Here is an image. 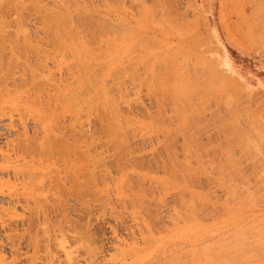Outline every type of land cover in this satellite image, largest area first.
Returning <instances> with one entry per match:
<instances>
[{
    "label": "rangeland",
    "instance_id": "1",
    "mask_svg": "<svg viewBox=\"0 0 264 264\" xmlns=\"http://www.w3.org/2000/svg\"><path fill=\"white\" fill-rule=\"evenodd\" d=\"M0 16V264H264V0Z\"/></svg>",
    "mask_w": 264,
    "mask_h": 264
},
{
    "label": "bare ground",
    "instance_id": "2",
    "mask_svg": "<svg viewBox=\"0 0 264 264\" xmlns=\"http://www.w3.org/2000/svg\"><path fill=\"white\" fill-rule=\"evenodd\" d=\"M53 2H54V1H53ZM58 2H59V1H58ZM86 2H87V1H86ZM261 2H262V1H261ZM18 3H19V2H18ZM54 4H55V3H54ZM57 4H58V3H57ZM59 4H60V3H59ZM65 4H66V3H65ZM67 5H68V4H67ZM18 6H19V5H18ZM51 6H53V5H51ZM55 6H56V4H55ZM7 7H8V6H6V8H7ZM56 7H57V6H56ZM68 7H69V6H68ZM10 8H11V6H10ZM14 8H15V6H14ZM14 8H13V9H14ZM34 8H35V7H34ZM34 8H33V9H34ZM36 8H37V10H39V9H38L39 6H36ZM36 8H35V10H36ZM63 8H64V7H63ZM4 9H5V8H4ZM26 10H28V9H26ZM26 10H25V12H26ZM15 11H18V10H15ZM23 11H24V10H23V8H22V11H21V12H23ZM40 11H43V12H44V11H46V10H39L38 12H40ZM47 11H48V10H47ZM47 11H46V12H47ZM12 12H13V11H12ZM33 12H34V11H33ZM9 13H10V12H9ZM15 13H16V12H15ZM18 13H19V11H18ZM36 13H37V12H36ZM36 13H35V14H36ZM32 14H33V13H32ZM50 14H51V13H50ZM57 14H58V13H57ZM22 15H23V14H22ZM39 15H40V14H39ZM41 15H42V13H41ZM54 15H55V13H54ZM84 15H85V13H84ZM52 16H53V15H52ZM52 16H49V17H52ZM82 16H83V15H82ZM0 17H1V16H0ZM2 17H3V16H2ZM36 17H37V16H36ZM40 17H41V16H40ZM42 17H43V16H42ZM42 17H41V18H42ZM46 17H47V16H46ZM55 17H56V16H55ZM68 17H69V16H68ZM88 17H89V16H88ZM93 17H94V16H93ZM93 17H92V18H93ZM4 18H5V17H4ZM65 18H66V17H65ZM76 18H77V17H76ZM44 19H45V18H44ZM44 19H43V20H44ZM51 19H52V18H51ZM51 19H50V20H51ZM7 20H8V19H7ZM48 20H49V19H48ZM65 20H66V19H65ZM102 20H103V19H102ZM8 21H9V20H8ZM41 21H42V20H41ZM16 22H17V21H16ZM45 22H46V21H45ZM48 22H49V21H48ZM76 22H77V21H76ZM0 23H1V22H0ZM3 23H4V22H3ZM50 23H51V22H50ZM61 23H62V22H61ZM5 24H6V22H5ZM17 24H18V23H17ZM99 24H100V23H99ZM258 24H259V23H258ZM263 24H264V23H263ZM3 25H4V24H3ZM46 25H47V24H46ZM60 25H61V24H60ZM95 25H96V24H95ZM52 26H53V25H52ZM61 26H62V25H61ZM96 26H97V25H96ZM260 26H261V25H260ZM260 26H259V27H260ZM263 26H264V25H263ZM18 27L20 28V26H18ZM22 27H23V26H22ZM73 27H74V26H73ZM75 27H76V26H75ZM75 27H74V28H75ZM111 27H112V25H111ZM45 28H46V27H45ZM61 28H64V27H61ZM82 28H83V27H82ZM87 28H88V27H87ZM43 29H44V28H43ZM51 29H52V27H51ZM64 29H66V30H65L66 32L63 30V34H64V32H65V34H66L68 28L65 27ZM69 29H70V27H69ZM76 29H77V28H76ZM121 29H122V28H121ZM113 30H114V29H113ZM123 30H125V29H123ZM43 31H44V30H43ZM53 31H54V30H53ZM73 31H75V30H73ZM50 32H52V31H50ZM70 32H71V31H70ZM75 32H76V31H75ZM78 32H79V31H78ZM78 32H77V33H78ZM80 32H83V31L80 30ZM118 32H120V31H118ZM5 33H6V32H5ZM45 33H46V31H45ZM53 33H56V32H53ZM73 33H74V32H73ZM73 33H69V35H70V34L73 35ZM108 33H109V32H108ZM75 34H76V33H75ZM121 34H122V33H121ZM0 35H1V34H0ZM122 35H123V34H122ZM85 36H86V35H85ZM7 37H8V36H7ZM70 37H71V36H70ZM76 37H77V35H76ZM1 39H4V37L1 38ZM28 39H29V38H28ZM73 39H74V38H73ZM84 39H85V38H84ZM75 40H76V39H75ZM78 40H79V39H78ZM81 40H82V39H81ZM145 40H146V39H145ZM0 41H1V40H0ZM29 41H30V40H29ZM47 41H48V40H47ZM263 41H264V40H263ZM18 42H19V41H18ZM72 42H73V41H72ZM72 42H71V43H72ZM76 42H77V40H76ZM80 42H81V41H80ZM82 42H83V41H82ZM105 42H106V41H105ZM71 43H70L69 45H71ZM22 44H23V43H22ZM27 44H28V43L26 42V45H27ZM75 44H76V43H75ZM29 45H30V44H29ZM37 45H38V43L36 44V46H37ZM19 46H20V45H19ZM38 46H39V45H38ZM75 46H78V44L75 45ZM139 46H140V44H139ZM1 47H2V46H1ZM14 47H15V46H14ZM33 47H34V46H33ZM39 47H40V46H39ZM86 47H87V46H85V48H86ZM4 48H5V46H4ZM35 48H36V47H35ZM78 48H80V47H78ZM8 49H9V48H8ZM18 49H19V48H18ZM38 49H39V48H38ZM38 49H37V50H38ZM40 49H41V48H40ZM57 49H58V48H57ZM105 49H106V48H105ZM58 50H59V49H58ZM83 50H84V49H83ZM131 51H132V49H131ZM133 51H134V50H133ZM137 51H138V49H137ZM34 52H35V51H34ZM37 52H38V51H37ZM18 53H19V51H18ZM40 53H41V52H40ZM15 54H16V53H15ZM35 54H36V53H35ZM86 54H87V53H86ZM86 54H85V55H86ZM89 54H90V53H89ZM94 54H95V53H94ZM16 55H17V54H16ZM19 55H20V54H19ZM22 55H23V54H22ZM37 55H39V53H38ZM47 55H48V54H47ZM83 55H84V54H83ZM90 55H91V54H90ZM2 56H3V55H2ZM97 56H98V55H97ZM12 57H14V56L12 55ZM17 57H18V56H17ZM37 57H38V56H37ZM89 57L92 58V56H89ZM93 57H94V56H93ZM8 58H9V57H8ZM9 59H10V58H9ZM136 59H137V58H136ZM39 60H41L40 57H39ZM9 61H10V60H9ZM16 61H17V62H16ZM18 61H19V60H16V59H15V62L13 61L15 64H13V63H11V64L17 66V64L20 63V62L18 63ZM21 61H22V60H21ZM42 61H43V60H41V63H42ZM81 61H82V59H81ZM83 62H85V61H83ZM16 63H17V64H16ZM21 63H22V62H21ZM38 63H39V61H38ZM74 63H76V62H74ZM131 63H132V62H131ZM7 64H8V63H7ZM7 64H6V65H7ZM11 64L9 63V66H11ZM19 65H20V64H19ZM21 65H22V64H21ZM21 65H20V66H21ZM23 65H24V64H23ZM29 65H30V64L27 63V66H29ZM42 65H43V64H42ZM133 65H134V64H133ZM126 66H127V65H126ZM6 67H7V66H6ZM22 67H25V68H26V65H24V66H22ZM43 67H44V66H43ZM70 67H71V66H70ZM131 67H132V66H131ZM12 68H13V67H12ZM33 68H34V67H33ZM82 68H83V67H82ZM123 68H124V67H123ZM166 68H167V67H166ZM2 69H3V68H2ZM28 69H29V70L31 69V70L33 71L35 68L32 69L31 66H29ZM28 69L26 68V69H24V70H28ZM5 70H6V69H5ZM11 70H12V69H11ZM29 70H28V71H29ZM31 70H30V72H31ZM37 70H38V69H37ZM80 70H81V69H80ZM82 70H83V69H82ZM121 70H122V69H121ZM123 70H124V69H123ZM38 71H39V70H38ZM42 71H43V70H42ZM24 72H25V71H24ZM30 72H29V73H30ZM36 72H37V71H36ZM75 72H76V71H75ZM123 72H125V71H123ZM157 72H158V71H157ZM186 72H187V71H186ZM6 73H7V70H6ZM6 73H5V74H6ZM13 73H14V72H13ZM71 73H72V72H71ZM84 73H85V72H84ZM115 73H116V72H115ZM72 74H73V73H72ZM20 75H21V74H20ZM42 75H43V74H41V76H42ZM74 75H75V74H74ZM81 75H82V74H81ZM188 75H189V74H188ZM8 76H9V75H8ZM22 76H23V75H22ZM70 76H71V75H70ZM178 76H179V75H178ZM33 77H34V76H32V80L35 78V77H34V78H33ZM45 77H46V76H45ZM45 77H44V78H45ZM72 77H73V76H72ZM117 77H118V76H116V78H117ZM119 77H120V76H119ZM179 77H180V76H179ZM42 78H43V77H42ZM81 78H82V77H81ZM174 78H176V77H174ZM25 79H27V78H25ZM35 79H36V78H35ZM178 79H179V78H178ZM11 80H12V79H11ZM176 80H177V78H176ZM176 80H175V81H176ZM24 81H25V80H24ZM34 81H36V80H34ZM34 81H32V82H33V84L35 85L37 82H34ZM13 82H14V81H13ZM48 82L50 83V80H48ZM52 82H53V80H52ZM77 82H80V81L78 80ZM158 82H159V81H158ZM166 82H167V81H166ZM185 82H186V81H185ZM191 82H192V81H191ZM202 82H203V81H202ZM14 83H15V82H14ZM30 83H31V82H30ZM159 83H160V82H159ZM33 84H32V87H34ZM41 84H42V83H41ZM53 84H54V83H53ZM82 84H83V83H82ZM163 84H164V83H163ZM166 84H167V83H166ZM26 85H27V84H26ZM57 85H58V84H57ZM75 85H76V84H75ZM216 85H217V84H216ZM85 86H88V84H87V85L85 84ZM181 86H182V85H181ZM1 87H2V86H1ZM19 87H20V86H19ZM25 87H26V86H25ZM43 87H44V86H43ZM94 87H96V86H94ZM84 88H85V87H84ZM87 88H88V87H87ZM189 88H191V87H189ZM208 88H209V87H208ZM28 89H29V88H28ZM44 89H45V88H44ZM92 89H93V88H92ZM94 89H95V88H94ZM94 89H93V90H94ZM168 89H169V88H168ZM181 89H182V88H181ZM192 89H193V88H192ZM195 89H196V88H195ZM33 90H34V88H33ZM82 90H83V89H82ZM87 90H88V89H87ZM188 90H189V89H188ZM2 91H4V90H2ZM184 91H185V90H184ZM211 91H212V90H211ZM27 92H28V91H27ZM74 92H75V91H74ZM80 92H81V91H80ZM86 92H87V91H86ZM63 93H64V92H63ZM77 93H78V92H77ZM196 93H197V92H195L194 94H196ZM28 94H29V93H28ZM85 94H86V93H84V95H85ZM178 94H179V93H178ZM188 94H189V93H188ZM188 94H185V95H188ZM65 95H66V94H65ZM171 95H173V94H171ZM174 95H175V94H174ZM181 95H182V94H181ZM80 96H81V95H79V97H80ZM82 96H83V95H82ZM29 97H30V96H29ZM76 97H77V95H76ZM155 97H156V96H155ZM36 98H38V97L36 96ZM61 98H62V97H61ZM63 98H64V97H63ZM63 98H62V99H63ZM66 98H67V97H66ZM170 98H171V97H170ZM175 98H176V97H175ZM177 98H178V97H177ZM177 98H176V99H177ZM28 99H29V98H28ZM186 99H187V98H186ZM71 100H72V99H71ZM170 100H172V99H170ZM188 100H189V99H187V102H188ZM28 101H29V100H28ZM64 101H65V100H64ZM74 101H75V100H74ZM82 101H84V100H82ZM94 101H95V100H94ZM184 101H185V99H184ZM184 101H183V102H184ZM191 101H193V100H190V102H191ZM31 102H32V101H31ZM66 102H67V101H66ZM187 102H186V103H187ZM64 103H65V102H64ZM82 103H83V102H82ZM36 104H37V103H36ZM47 104H48V103H47ZM72 104H73V103H72ZM75 105H76V103H75ZM77 105H80V104L77 103ZM65 106H66V105H65ZM65 106H64V107H65ZM83 106H84V105H83ZM187 106H188V105H187ZM70 107H71V106H70ZM77 107H78V106H77ZM188 107L190 108V105H189ZM79 108H80V107H79ZM81 108H82V107H81ZM71 109H74V108H71ZM84 109H85V108H84ZM76 110H77V109H76ZM81 110H82V109H81ZM86 110H87V109H86ZM70 111H71V110H70ZM50 112H51V111H50ZM87 112H88V111H87ZM77 113H78V112H77ZM82 113H83V112H82ZM101 113H102V112H101ZM71 114H72V112H71ZM73 114H74V111H73ZM75 115H76V114H75ZM103 115H105V114H103ZM108 116H109V115H108ZM76 117H77V116H76ZM81 118H82V117H81ZM98 118H99V122L102 123V122L104 121V119H107V116H99ZM78 119H79V117H78ZM78 119H77V120H78ZM215 121H216V120H215ZM234 123H235V122H234ZM234 123H233V124H234ZM82 125H83V124H82ZM106 125H107V124H106ZM108 125H109V124H108ZM108 125H107V126H108ZM187 125H188V124H187ZM230 126H231V124H230ZM186 127H187V126H186ZM234 127H235V125H234ZM107 128H108V127H107ZM231 128H232V127H231ZM231 128H230V129H231ZM110 129H111V128H110ZM187 129H188V128H187ZM221 129H222V128H221ZM232 129H233V128H232ZM117 130H118V129H117ZM108 131H109V135H111V134L113 135V132H114L115 130H114V131H113V130H108ZM112 131H113V132H112ZM62 132H63V131H62ZM176 133H177V132H176ZM231 133H232V132H231ZM61 134H62V133H61ZM61 136H63V134H62ZM49 137H50V136H49ZM59 137H60V136H58V139H59L58 141L55 140V138H54L55 141H53L51 144H49L46 148H43V151H44V152H47V151H48V152L51 153V154H54V153L60 154V151H59V153L55 151V148H54V145H55V144H54V143L57 142L58 144H60V143L63 141V143H62L63 145L60 144V145H61V148H62V151H64V152L67 151L66 154L68 155L69 152H70V151H69V150H70V146L67 144L66 150H64V149H65V146H64V140L61 141L60 139H61L62 137H61V138H59ZM63 137H64V136H63ZM90 137H91V136H90ZM45 138H46V137H45ZM45 138H44V139H45ZM50 138H51V137H50ZM56 138H57V136H56ZM47 139H48V138H47ZM62 139H63V138H62ZM64 139H65V137H64ZM93 139H94V138H93ZM48 140H49V139H48ZM60 141H61V142H60ZM66 141H67V140H65V142H66ZM46 143H47V142H46ZM58 144L55 145V147L57 146L56 148H60ZM70 144H71V143H70ZM65 145H66V143H65ZM63 146H64V148H63ZM90 147H91V146H90ZM90 147H89V149H90ZM61 148H60V149H61ZM74 148L77 149V146H76V147H75V146L72 147V149H74ZM58 150H59V149H58ZM71 152H72V151H71ZM81 152H83V151H81ZM87 153H88V151H87ZM62 154L65 155V153H62V152H61V155H62ZM88 155H89V154H88ZM89 156H90V155H89ZM61 157H62V156H61ZM68 157H69V156H68ZM88 158H89V157H88ZM92 158H93V157H92ZM92 158H91V159H92ZM128 158H129V156H128ZM51 159H52V158H51ZM73 159H74V158H73ZM94 160H96V159H94ZM94 160L92 159V161H94ZM116 160H117V159H116ZM130 160H131V159H130ZM92 161H91V162H92ZM87 162H88V161H87ZM95 162H98V160H96ZM101 162H102V161H101ZM92 164H93V163H92ZM95 164H96V163H95ZM104 164H105V163H104ZM104 164H103V165H104ZM185 165H186V164H185ZM72 168H73V167H72ZM103 168H104V167H103ZM103 168H102V169H103ZM185 169H186V168H185ZM187 169H188V168H187ZM189 169H190V168H189ZM203 169H204V168H203ZM106 170H107V169H106ZM200 170H201V169H200ZM200 170H199V171H200ZM123 171H124V170H123ZM165 171H166V170H165ZM196 171H198V170L196 169ZM105 172H106V171H105ZM190 172H191V171H190ZM192 172H193V171H192ZM194 172H195V171H194ZM200 172H201V171H200ZM70 173H72V172H70ZM107 173H108V172H107ZM120 173H121V172H120ZM176 173H177V172H176ZM73 175H74V174H73ZM122 176H123V175H122ZM127 176H128V175H127ZM191 176H192V175H191ZM37 177H38V176H37ZM52 177H53V176H52ZM58 177H59V176H58ZM128 177H129V176H128ZM55 178H56V177H55ZM56 179H57V178H56ZM58 179H59V178H58ZM87 179H88V178H87ZM126 179H127V178H126ZM186 179H187V178H186ZM186 179H185V181H186ZM188 179H189V178H188ZM188 179H187V180H188ZM191 180H192V179H191ZM191 180H190V181H191ZM87 181H88V180H87ZM130 181H131V180H130ZM132 181H133V180H132ZM56 182H57V180H56ZM59 182H61V181L58 180V184H59V186H60V187L58 186V189H59L58 191L61 192V191H60V188H61V189L63 190L62 193H63V192L65 193V190H67V189H65L66 187H64V184H63L62 187H61V185H60ZM74 182H75V181H74ZM127 182H128V181H127ZM186 182H187V181H186ZM81 183H82V182H81ZM183 183H184V182H183ZM189 184H190V183H189ZM52 186H53V185H52ZM124 186H125V184H124ZM126 186H128V184H127ZM129 186H130V185H129ZM189 186H191V185H189ZM122 188H123V187H122ZM125 188H126V187H125ZM164 188H165V187H164ZM168 188H169V187H168ZM38 189H39V187H38ZM81 189H82V188H81ZM130 189H131V188H130ZM85 190H86V189H85ZM122 190H123V189H122ZM131 190H132V189H131ZM164 190H165V189H164ZM124 191H125V190H124ZM129 191H130V190H129ZM66 192H67V191H66ZM68 193H69V192H68ZM96 193H97V192H96ZM143 193H144V192H143ZM129 194H130V193H129ZM136 194H137V192H136ZM133 195H134V194H133ZM46 199H47V198H46ZM95 199H96V198H95ZM140 200H141V199H140ZM45 201H46V200H45ZM135 201H137V200H135ZM143 202H144V201H143ZM138 203H139V202H138ZM64 205H65V204H64ZM144 205H145V204H144ZM138 206H139V204H138ZM36 212H37V211H36ZM37 214H39V213H37ZM45 214H46V213H44V215H45ZM39 215H40V214H39ZM35 216L37 217L38 215L35 214ZM47 216H49V215L46 214L45 218L48 219ZM38 220H39V219H38ZM39 221H40V220H39ZM36 224H37V223H36ZM45 224H46V223H45ZM52 227H53V226H52ZM36 228H37V227H36ZM47 229H48V228H45V231H46ZM74 229H75V228H74ZM47 231H48V230H47ZM47 231H46V234H48V233L50 232V231H49V232L47 233ZM36 232H37V231H36ZM35 235H36V234H35ZM35 235H34V236H35ZM48 235H49V234H48ZM42 236H43V235H42ZM35 243H36V242H35ZM87 247H88V246H87ZM208 250H209V249H208ZM209 251H210V250H209ZM197 255H198V254H197ZM197 255H196V256H197ZM176 260H177V259H176ZM178 260H179V258H178ZM182 261H183V260H182ZM176 262H177V261H176ZM180 263H181V262H180ZM173 264H174V263H173Z\"/></svg>",
    "mask_w": 264,
    "mask_h": 264
}]
</instances>
